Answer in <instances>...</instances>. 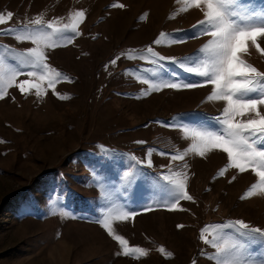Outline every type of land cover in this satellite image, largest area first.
<instances>
[{
  "label": "rangeland",
  "instance_id": "374dc122",
  "mask_svg": "<svg viewBox=\"0 0 264 264\" xmlns=\"http://www.w3.org/2000/svg\"><path fill=\"white\" fill-rule=\"evenodd\" d=\"M241 8L264 11V0H243L232 10ZM81 10V34L55 33L57 47L45 49L47 63L62 74L56 83L50 87L38 68H24L0 99V264H223L228 257L217 246L246 242L229 228L207 226L242 219L264 230V191L256 187L242 199L259 177L251 166L244 173L229 167L220 149L203 157L192 150L184 127L218 130L211 117L225 105L206 101L212 85L151 91L169 73L196 77L168 61L157 67L142 59L149 46L164 57L195 53L210 37L171 43L168 34L191 36L175 30H190L204 12L185 0H0V14L13 13L0 29L37 18L45 32L50 22L63 29ZM17 34L0 35L5 78L21 69L18 54L35 47ZM257 43L264 48V37ZM238 56L264 71V54L250 41ZM24 79L40 84L42 95L35 88L20 92ZM174 154L184 159L172 160ZM164 175L184 179L192 200H175ZM145 204L150 211L113 219L112 233L98 222ZM205 229L213 244L201 238ZM118 235L147 255H123ZM251 249L253 259L264 253L260 241Z\"/></svg>",
  "mask_w": 264,
  "mask_h": 264
},
{
  "label": "snow or ice",
  "instance_id": "6c2138e0",
  "mask_svg": "<svg viewBox=\"0 0 264 264\" xmlns=\"http://www.w3.org/2000/svg\"><path fill=\"white\" fill-rule=\"evenodd\" d=\"M185 3L193 9L203 11L204 18L192 25L190 30H175V32L191 31V36L178 37L175 33L168 34L173 37L171 43H182L201 36L210 37L207 42L192 55L179 58L161 56L153 47L149 46L142 59L150 60L157 67H160L162 62L168 61L177 65L180 70L192 74L196 79L182 80L176 73H169L168 79L161 78L159 83H151L150 90L161 91L165 88L182 90L212 85V91L206 97V101H223L225 105L220 115L211 117L218 130L212 131L205 127H184L183 131L191 136L192 150L198 152L200 156L203 157L211 149H220L227 153L229 167L244 173L251 166L259 177V184H253L246 196L242 197L244 199L252 196L253 189L256 187L264 191V113L259 110L261 106H264V71L241 59L238 52L250 41L261 54H264V48H261L257 43L259 37H264V11L243 8L232 10L233 7L243 3V0H185ZM118 6L123 7V5ZM12 17V12H8L7 15L0 14V25L10 21ZM84 17V11L75 12L71 25L65 24L63 29L50 22L47 25L51 29L50 32L43 30L44 25L39 18L31 21L30 25H21L17 29H0V35L18 33L16 35L18 41H31L35 44V47L27 48L18 54L21 65L19 71L14 70L7 78L0 75V99L4 98L6 88L15 82L16 77L22 74L24 68H38L42 73L41 80L47 78L50 87L55 84L62 74L47 63L45 49L57 47L52 36L65 29L70 28L75 36H79L81 33L78 26ZM71 42V38H69L67 43ZM154 43L161 45L163 41L156 39ZM112 63L115 64L116 60H113ZM186 65L190 66L186 67ZM27 75L32 77L35 76V73L28 71ZM144 82L149 83V81ZM18 87L22 93L27 94L32 88H35L36 94L42 95L41 85L33 84L29 79L22 80ZM147 94L149 93L146 92L145 95ZM245 114H254V116L237 119V117H244ZM166 126H172L171 122ZM137 143H143V141H137ZM133 159L135 160L134 157ZM171 159L183 160L184 155L174 154ZM142 163L140 160L135 161V165ZM147 166H152L150 159ZM223 174L222 170L220 175ZM163 180L173 185L176 192L175 200H192V197L184 190V179L164 175ZM151 208L150 204H145L139 209L123 212L115 217L106 215L98 222L109 233H112L113 219L127 221L129 218L135 217L138 211H150ZM207 227L214 231H223L225 228H229L240 240L246 242V244L217 246L219 252L228 257L223 260V264H264V253L256 255L255 259L251 254V245L254 242L260 241L264 245V230L261 228L253 227L242 219ZM206 230H202L201 238L206 243L213 244L214 240L203 235ZM115 239L124 247L123 255L125 256L134 253L147 255L143 248H129L128 240L123 236L118 235ZM242 251L250 253L247 258L242 256Z\"/></svg>",
  "mask_w": 264,
  "mask_h": 264
}]
</instances>
